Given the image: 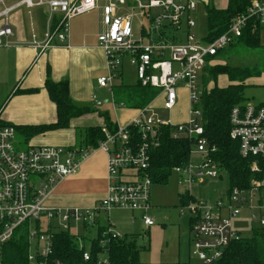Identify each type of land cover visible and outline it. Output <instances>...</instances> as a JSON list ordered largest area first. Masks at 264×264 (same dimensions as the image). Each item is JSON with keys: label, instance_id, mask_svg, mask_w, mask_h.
I'll return each mask as SVG.
<instances>
[{"label": "built area", "instance_id": "obj_1", "mask_svg": "<svg viewBox=\"0 0 264 264\" xmlns=\"http://www.w3.org/2000/svg\"><path fill=\"white\" fill-rule=\"evenodd\" d=\"M130 2L137 4L135 9L147 21L141 24L139 36L135 35L134 14L123 10ZM100 3L103 4L105 32L98 41L108 61V76L99 79L100 88L111 90L113 96L115 81L121 78L127 61L141 86L151 87L158 91L159 97L164 96L166 111L176 109L180 93L186 90L190 106L188 119L173 124L148 105L140 110L131 125L102 127V139L90 150L32 146L19 140L20 134L15 127L0 125V264L4 261L6 245L17 233H26L30 244L29 260L36 263L38 258L46 259L51 254L55 233H71L74 225L82 229L95 227L101 213L114 209L141 213L147 228L155 226L148 215L154 186L148 171L150 150L158 147L159 134L164 128L172 130L175 139L193 142L190 162L173 170L180 185L191 188L226 173L213 158L215 148L204 138L203 77L221 51L246 33L261 34L264 0H252L232 21L227 32L212 40L198 39L193 34L195 0H189L186 5H178L175 0H152L148 5H142L140 0H22L9 8L2 0L5 8L0 18L5 22L0 28V48L10 47L9 39L14 32L9 16L21 6L49 9L51 27L42 42L34 40L31 43L39 59L51 49L68 47L71 21L98 9ZM156 8H160L161 13L151 18V10ZM262 62L264 65V55ZM91 101L96 107L102 106L95 96ZM113 105L128 108L127 104L114 100ZM132 128L140 131V143L136 142ZM230 136L238 143L241 157L253 160L252 172L259 174L262 170L258 162L264 163V104L235 107L231 114ZM94 150L108 156V189L100 205L92 209L48 207L47 201L57 187L76 175ZM188 195L193 199L190 193ZM180 210L182 215L191 216L190 255L195 261L192 264H214L230 245L243 239L234 228V220L244 211L250 213L256 230H264V174L262 179H253L247 188L230 187L227 193L210 203L193 199ZM74 236L81 242L79 235ZM122 239L124 237L107 228L99 245L107 252L111 240ZM84 259L90 261L91 254L86 252ZM99 264L109 263L102 257Z\"/></svg>", "mask_w": 264, "mask_h": 264}, {"label": "crops", "instance_id": "obj_2", "mask_svg": "<svg viewBox=\"0 0 264 264\" xmlns=\"http://www.w3.org/2000/svg\"><path fill=\"white\" fill-rule=\"evenodd\" d=\"M1 1L0 13L3 12L5 7H13L22 0H4L5 7L1 4ZM150 1L152 0H149L148 4ZM195 1L197 4V1L200 0ZM201 1L204 2L205 6L211 4L219 10H225L228 7V0H222V2L225 1L223 7L218 6L221 0ZM140 3L145 5L141 1ZM102 5L100 3L98 9L75 18V20L73 19V22L71 21L68 47L51 49L39 59H37V53L31 48V43L34 40L42 42L51 27L49 9L47 7L27 8L21 6L10 14L9 23L14 36L9 39L10 47L0 48V95L3 92L7 93L6 96H0V107L8 97H10V100L0 112V125L35 127L50 125L57 121V108L45 90V82L48 76L54 82L69 81L70 96L73 101L91 110L89 114L73 119L69 129L48 132L34 137L30 142H26L20 134L22 139L20 141L37 147H66L90 150L96 147L91 148L88 146V132L94 129L101 130L102 127L108 126L107 122L113 125L112 128L120 126L117 121V108L120 107L110 104L111 108L108 109L105 107L108 103L104 104L101 101L102 106L96 107L91 101L92 96L97 98L95 95L97 92L100 91L101 93L107 90L100 88L98 84L99 79L105 77L98 78V76L108 69L107 57L98 41V37L105 32V26L102 22ZM136 7V3L130 2L123 9L127 13L134 14V23L137 16V13H135L137 11ZM156 9L158 10L155 16H152L153 9L151 10V18L161 13L160 8ZM89 15H92V17L90 18ZM138 17L141 18L140 12ZM4 22V19L0 18V28L4 25ZM143 23L145 25L147 21L141 18L139 33ZM134 30L136 33L135 26ZM195 30L193 34L198 39H209L207 32L202 38L196 35ZM117 87L119 86H115L113 89L114 95L112 98L116 103H125L116 100L115 89ZM17 90L20 93L15 94ZM156 100L149 105L153 106ZM127 107L126 110L131 109L128 105ZM140 110H135L137 117ZM107 189L108 156L103 151L94 150L82 163L78 173L57 187L54 194L47 201V206L54 209H92L100 205L106 197ZM52 199H54V202H51ZM49 203H52L54 207L48 205ZM152 210L151 202L149 216ZM136 214L142 220L141 213ZM89 228H85L84 233L79 236L88 235L90 233ZM91 228L96 230L99 228L113 229L110 223V215L101 213L97 225ZM190 250L191 245L189 246V256L191 258Z\"/></svg>", "mask_w": 264, "mask_h": 264}, {"label": "trees", "instance_id": "obj_3", "mask_svg": "<svg viewBox=\"0 0 264 264\" xmlns=\"http://www.w3.org/2000/svg\"><path fill=\"white\" fill-rule=\"evenodd\" d=\"M251 1L228 0V7L225 10H219L211 4L206 5V32L209 40L225 34L232 21L245 11ZM260 48V33H246L243 38L226 50L221 51L216 58L225 57L230 53L238 55L241 52H255ZM233 68L227 65L216 66L214 69L208 67L205 70L214 78L226 75L231 84L226 88H214L210 92L206 89L203 90L201 109L205 129L204 138L215 148L213 158L229 175L230 187L247 188L253 179L263 178L264 163L258 162L262 171L261 174H257L252 172L253 160L241 157L238 143L233 141L230 136L231 114L235 107L248 102L245 95L248 86L245 83L255 76L247 69ZM208 82L209 79L203 77V84L207 85ZM45 90L57 108V121L50 125L15 127L26 142L48 132L69 129L73 119L83 117L91 112L90 108L73 101L67 80L54 82L48 76L45 82ZM16 93H20V91L17 90ZM158 96L157 90L151 87H143L139 83L135 86L121 85L115 89L116 100L127 103L129 108L135 110L145 108ZM9 100L10 97L2 102L0 112L6 107ZM107 125L111 128L113 126L109 122ZM132 133L136 142L140 143L142 141L140 131L132 128ZM87 139L88 146L97 147L102 139L101 130L94 129L88 132ZM158 142V147L153 146L150 150L151 159L148 174L154 185L166 186L173 175V170L190 162L193 142L175 139L172 136V130L165 128L160 132ZM180 199L183 204L193 201L189 195H183ZM96 231L94 238L84 235L81 237V242L69 232L55 233L51 254L46 259L38 258L36 263H31L29 260L30 244L26 233H17L5 247L3 264H41L42 262L44 264H99L102 257H106L109 264H149L143 263L139 259L140 252L146 248L138 247V237L131 236L124 237L122 240H111L106 252L99 245L106 228H99ZM86 252L91 254L90 261L84 259ZM214 264H264V230L255 229L252 238H243L230 245L223 257Z\"/></svg>", "mask_w": 264, "mask_h": 264}, {"label": "rangeland", "instance_id": "obj_4", "mask_svg": "<svg viewBox=\"0 0 264 264\" xmlns=\"http://www.w3.org/2000/svg\"><path fill=\"white\" fill-rule=\"evenodd\" d=\"M143 4H148L149 0H140ZM189 0H175L178 5H186ZM225 1L218 4L223 7ZM158 9H153L152 16H155ZM136 11V10H135ZM140 11L135 18V35H140L138 17ZM90 18L92 15H89ZM80 17V16H79ZM78 18V17H77ZM197 28L195 33L197 36L204 37L206 32V15L205 4L203 1H197V12L193 15ZM75 20V19H74ZM73 22V20H72ZM71 22V24H72ZM264 55V30L261 32V48L255 52H241L240 54L230 53L227 56H221L217 58L212 64L210 69L216 68V66H230L239 67L241 69H247L254 74L255 78L246 81L248 86L246 90V97L248 102L245 104H264V65L262 57ZM233 68V69H234ZM258 75H260L258 77ZM102 76H108L107 71H103L98 78ZM204 77L209 79L207 85L203 84V90L208 92L214 88H226L231 83L226 75H220L219 77H211L207 71H205ZM138 84L135 70L126 61L123 68L121 79L115 81V86H134ZM237 85V83H234ZM1 93V92H0ZM4 93V94H3ZM3 95H7L3 92ZM99 101L102 103H108L106 108L110 109L113 104V96L111 90H105L95 94ZM4 100V99H3ZM164 96L157 98L153 106L158 110L160 116L173 124H179L187 121L189 116V103L187 97V91L182 90L179 95V102L173 111L164 110ZM111 104V105H110ZM243 104V105H245ZM118 116L117 121L121 127L131 125V123L137 118V112L133 109L117 108ZM112 113L114 114L113 110ZM19 140H22L19 138ZM230 178L226 173H222L218 179L208 180L201 185L183 186L179 184L178 176L173 174L170 177L169 183L166 186L154 185L151 191V202L153 210L150 213L151 218L155 222V226L147 228L139 215L132 213L128 210L114 209L107 214L110 215V223L113 226V232L122 237H138L137 245L139 248L145 247L139 254V259L143 263L149 264H173V263H187L195 262L194 259L189 256V246L191 244L190 236V220L191 216L181 214V200L180 196L190 195L198 202L210 203L213 202L220 195L227 193L230 189ZM54 202V199H52ZM48 205L52 206V203ZM54 207V206H52ZM234 228L242 235L244 239H250L254 235V229L256 223L251 222L250 213L244 211L241 216L234 220ZM89 238L96 236V229L91 227L88 229ZM71 234L81 235L84 233L78 225L71 226Z\"/></svg>", "mask_w": 264, "mask_h": 264}]
</instances>
